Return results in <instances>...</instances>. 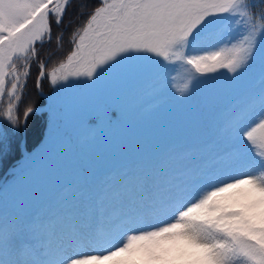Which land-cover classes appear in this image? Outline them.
Segmentation results:
<instances>
[{
    "label": "snow or ice",
    "instance_id": "1",
    "mask_svg": "<svg viewBox=\"0 0 264 264\" xmlns=\"http://www.w3.org/2000/svg\"><path fill=\"white\" fill-rule=\"evenodd\" d=\"M72 8L73 0H0V165L21 152L29 118L45 107L18 112L33 62L36 89L46 79L55 89L48 139L64 89L119 86L85 110L80 144L96 142L98 113L105 128L124 123L126 101L146 87L150 100L206 91L163 141L122 144L37 210L6 209L0 264H264V69L247 79L258 52L264 58V0H98L69 17ZM54 25L57 46L72 29V47L48 71L40 49ZM177 69L190 78L173 93ZM20 169H10L14 179Z\"/></svg>",
    "mask_w": 264,
    "mask_h": 264
},
{
    "label": "trees",
    "instance_id": "2",
    "mask_svg": "<svg viewBox=\"0 0 264 264\" xmlns=\"http://www.w3.org/2000/svg\"><path fill=\"white\" fill-rule=\"evenodd\" d=\"M83 2L95 6L98 0H73V8L69 12V17L76 15L78 5ZM76 22L79 23V21ZM59 31L60 29L54 25L53 41L40 49L41 59L46 60L48 56L50 57L47 64L48 71L53 66H57L59 58L66 56L72 47L68 40V34L72 29H65L62 46H57L55 43V36ZM51 51H55L58 55L50 56ZM262 69H264V58L258 52L253 61L252 70L247 74L248 81L254 84L257 73ZM36 72L35 62H33L32 74L23 93L18 109L19 113L23 112L27 104L39 107L43 100L46 105V95H52L55 91L47 79L43 82L42 89L38 91L35 87ZM172 76L171 91L177 93L178 89L188 82L190 73L183 69H177ZM87 90L85 91L84 88L72 89V91L64 89L54 97L57 117L59 113L67 112L74 103H79L84 94L85 101H89V103L84 106V109H81V113H79L81 115L76 114L78 118L69 125H63L58 118L57 123L60 126L50 139H48L49 131L46 127L47 111L43 112L40 118L36 116L29 118L26 149L29 156H34V159L28 161L15 179L13 175L9 176L0 188V218L3 217L6 209L24 210L30 208L34 211L37 210L46 198L61 190L66 183L76 182L85 170L97 167L102 160L110 162L115 150L122 144L145 136L163 141L182 127L188 117L195 114L206 88L204 85H200L194 96L188 101H176L170 92L150 100L148 98L149 89L146 87L141 94L142 99L126 101L125 108L128 118L124 123L117 127L105 128L103 113H98L96 142L80 144L78 139L86 135L83 126L85 110L91 108L101 94L111 93L103 89V86H98V89L92 91L93 96L87 94ZM41 91L43 95L40 94ZM6 107V102L0 104V111ZM20 139L22 140V137ZM21 156L20 152L6 164L0 165V178L10 166L15 165Z\"/></svg>",
    "mask_w": 264,
    "mask_h": 264
},
{
    "label": "rangeland",
    "instance_id": "3",
    "mask_svg": "<svg viewBox=\"0 0 264 264\" xmlns=\"http://www.w3.org/2000/svg\"><path fill=\"white\" fill-rule=\"evenodd\" d=\"M98 86H103V89L109 91V92H115L119 89V86L118 85H115L111 82H102L100 85ZM98 86L96 89H98ZM82 88V87H81ZM81 88H68L67 90L69 91H72V89H75V90H79ZM87 89H85L86 91ZM87 94L93 96V92L90 91V90H87L86 92ZM85 95V94H84ZM82 96V98L79 100V103L76 102L74 103V105H72L69 110L65 113H59L58 114V118L59 120L63 123V125H69L71 124L72 122H74L78 117H76V114L78 115H81L79 113H81V109H84V106L89 103V101H85V96ZM81 96V95H80ZM79 96V97H80ZM95 103V102H94ZM94 105V104H93ZM80 110H79V109ZM59 123H57L56 125V129L59 127Z\"/></svg>",
    "mask_w": 264,
    "mask_h": 264
},
{
    "label": "water",
    "instance_id": "4",
    "mask_svg": "<svg viewBox=\"0 0 264 264\" xmlns=\"http://www.w3.org/2000/svg\"><path fill=\"white\" fill-rule=\"evenodd\" d=\"M47 61H48V59L46 60V63H47ZM49 97V96H48ZM42 112V111H41ZM25 138H26V136H23V142L25 143ZM24 143L22 144V146H24ZM28 154H27V152L24 150L23 151V159H22V162L24 161V163L23 164H21V165H19V166H17V167H15L17 170L19 169V168H23L25 165H26V163H27V161H28ZM12 167H10L7 171H6V173L3 175V177L0 179V187L2 186V184H3V182L5 181V179H6V177L8 176V175H11L12 174V172L10 171V169H11Z\"/></svg>",
    "mask_w": 264,
    "mask_h": 264
}]
</instances>
